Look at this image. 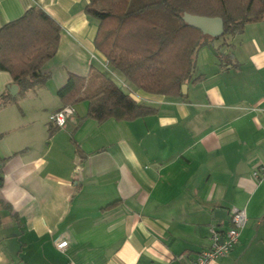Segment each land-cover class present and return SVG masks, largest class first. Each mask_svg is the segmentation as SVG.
I'll use <instances>...</instances> for the list:
<instances>
[{
  "label": "crops",
  "instance_id": "obj_1",
  "mask_svg": "<svg viewBox=\"0 0 264 264\" xmlns=\"http://www.w3.org/2000/svg\"><path fill=\"white\" fill-rule=\"evenodd\" d=\"M87 2L0 0V26L32 6L60 26L44 82L11 95L15 82L0 69V97L14 98L0 107V264H195L209 226L224 233L238 207L247 221L237 243L208 263L236 264L258 212L251 171L264 161V18L200 47L201 77L182 96L133 87L153 113L97 121L81 100L54 127L48 116L63 106L57 90L67 76H86L89 94L100 83L95 68L105 67ZM57 239L67 240L63 250Z\"/></svg>",
  "mask_w": 264,
  "mask_h": 264
},
{
  "label": "trees",
  "instance_id": "obj_2",
  "mask_svg": "<svg viewBox=\"0 0 264 264\" xmlns=\"http://www.w3.org/2000/svg\"><path fill=\"white\" fill-rule=\"evenodd\" d=\"M85 12L97 22L93 43L105 58V68H95L100 83L83 95L87 77L69 74L57 95L63 106L87 100V115L97 121L131 120L155 108L135 100L132 90H122L106 72L144 92L182 96L181 85L201 77L194 75L197 50L263 19L264 0H88ZM184 12L221 17L222 35L211 37L186 24ZM59 37V24L36 6L0 26V69L20 94L44 82L42 67L55 55ZM13 99L2 95L0 107Z\"/></svg>",
  "mask_w": 264,
  "mask_h": 264
},
{
  "label": "built area",
  "instance_id": "obj_3",
  "mask_svg": "<svg viewBox=\"0 0 264 264\" xmlns=\"http://www.w3.org/2000/svg\"><path fill=\"white\" fill-rule=\"evenodd\" d=\"M74 112L73 105H65L52 112L48 116V121L52 126L63 127L67 118ZM251 177L255 182H264V161L257 164L251 171ZM247 216L245 209L238 207L230 208V227L224 232H220L215 226H209V247L199 252L195 264H208L210 261L226 255L237 243L241 230L245 226ZM55 245L63 250L67 246V240L57 239Z\"/></svg>",
  "mask_w": 264,
  "mask_h": 264
},
{
  "label": "rangeland",
  "instance_id": "obj_4",
  "mask_svg": "<svg viewBox=\"0 0 264 264\" xmlns=\"http://www.w3.org/2000/svg\"><path fill=\"white\" fill-rule=\"evenodd\" d=\"M103 68L105 67L103 66ZM106 71L108 70L106 69ZM106 74L125 92L133 90V86L126 82L123 77L115 73H110L109 71L108 73L106 72ZM117 76L124 80L127 86L123 85L117 79ZM257 184L258 189L250 205V208L253 209L254 212L257 209V216L249 219L247 229L245 230V234L248 232L247 236H249L244 245L238 250L236 264H264V182ZM247 213L249 214L252 212L247 209Z\"/></svg>",
  "mask_w": 264,
  "mask_h": 264
},
{
  "label": "water",
  "instance_id": "obj_5",
  "mask_svg": "<svg viewBox=\"0 0 264 264\" xmlns=\"http://www.w3.org/2000/svg\"><path fill=\"white\" fill-rule=\"evenodd\" d=\"M184 22L192 27L199 29L203 34L211 37H219L223 33V21L219 16H203L197 14H191L184 12L182 15ZM11 95H15L18 89V85L15 83L7 86ZM187 85L183 83L181 85V92H186ZM227 210L223 208H215L213 214L215 217H226Z\"/></svg>",
  "mask_w": 264,
  "mask_h": 264
}]
</instances>
